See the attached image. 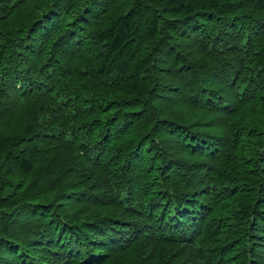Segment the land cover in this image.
Masks as SVG:
<instances>
[{
  "label": "trees",
  "instance_id": "1",
  "mask_svg": "<svg viewBox=\"0 0 264 264\" xmlns=\"http://www.w3.org/2000/svg\"><path fill=\"white\" fill-rule=\"evenodd\" d=\"M0 264H264V0H0Z\"/></svg>",
  "mask_w": 264,
  "mask_h": 264
}]
</instances>
